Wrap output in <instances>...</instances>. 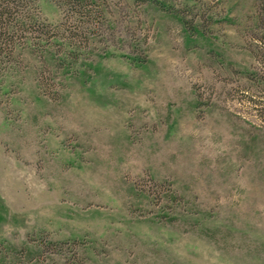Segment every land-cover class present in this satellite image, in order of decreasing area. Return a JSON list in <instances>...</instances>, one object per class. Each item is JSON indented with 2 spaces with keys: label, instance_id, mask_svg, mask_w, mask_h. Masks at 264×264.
<instances>
[{
  "label": "rangeland",
  "instance_id": "1",
  "mask_svg": "<svg viewBox=\"0 0 264 264\" xmlns=\"http://www.w3.org/2000/svg\"><path fill=\"white\" fill-rule=\"evenodd\" d=\"M92 2L0 68V264H264V0Z\"/></svg>",
  "mask_w": 264,
  "mask_h": 264
},
{
  "label": "trees",
  "instance_id": "2",
  "mask_svg": "<svg viewBox=\"0 0 264 264\" xmlns=\"http://www.w3.org/2000/svg\"><path fill=\"white\" fill-rule=\"evenodd\" d=\"M59 1L67 5L69 12L79 16L78 22H73L66 30L80 29L86 19L93 20L92 0ZM37 10L38 0H0V68L3 70L12 63L19 47L27 43L50 44L57 36V32L41 20Z\"/></svg>",
  "mask_w": 264,
  "mask_h": 264
}]
</instances>
